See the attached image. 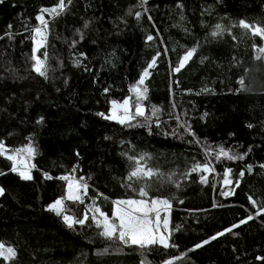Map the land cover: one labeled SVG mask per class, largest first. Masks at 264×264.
<instances>
[{
  "label": "trees",
  "instance_id": "16d2710c",
  "mask_svg": "<svg viewBox=\"0 0 264 264\" xmlns=\"http://www.w3.org/2000/svg\"><path fill=\"white\" fill-rule=\"evenodd\" d=\"M56 2L0 3V139L14 148L30 137L37 148L31 181L20 180L10 171V161L0 157V172L5 173L0 175V187L5 189L0 196V241L17 248L14 264H141L136 252L140 249L133 247L121 254L97 255L96 250L113 243L100 237L90 220L73 231L46 210L63 194L64 182L56 177L71 173L73 166H78L74 174L89 184L88 195L108 215L112 200L138 198L121 186L127 183L131 166L122 155L125 152L151 155L148 163L164 174L163 183L156 181L151 194L170 199L171 227L180 226L172 234L178 250H143L151 262L160 264L186 252L193 264H264L256 259L264 257L262 217L187 251L249 212L254 214L249 195L264 203V169L259 167L264 164V55L256 58L252 48L253 43L259 47L264 42L238 27L240 19L264 25V0H147L146 12L140 0H72L67 12L51 22L47 52L55 71L45 81L30 71L28 37L39 9ZM129 10L140 11L141 19L128 15ZM85 20L90 25L80 40L76 29ZM217 23L229 28L236 39L228 32L211 37ZM147 34L154 41L145 43ZM192 47H197L193 58L179 73L173 72L179 56ZM157 52L161 53L157 65L145 81L149 91L144 106L148 116L152 105L162 109L160 127L154 122L150 128L144 126L140 117L130 127L96 115H107L111 100L130 96V85ZM76 59L81 66L74 65ZM241 78L243 85L238 83ZM205 88L208 91H201ZM204 113L207 116L201 119ZM41 116L44 120L37 124ZM176 116L181 124L191 125L200 144L190 142L192 137L177 127ZM205 144L247 155L243 160L216 161L214 152L205 155ZM194 161H211L215 171L204 174L206 183L200 182L201 173L184 177ZM247 165H252L251 173ZM226 167L233 170L234 183L229 186L223 184ZM44 172L53 179L46 180ZM169 173H175V183L167 182ZM177 183L178 188L173 185ZM229 189H234L232 195H221Z\"/></svg>",
  "mask_w": 264,
  "mask_h": 264
},
{
  "label": "snow or ice",
  "instance_id": "6c2138e0",
  "mask_svg": "<svg viewBox=\"0 0 264 264\" xmlns=\"http://www.w3.org/2000/svg\"><path fill=\"white\" fill-rule=\"evenodd\" d=\"M3 0H0L2 3ZM72 0H57V2L51 7H41L39 13L36 15V25L31 27L30 36L32 48L30 56V71L35 73L40 78L47 81L49 79V72L55 71L50 65V57L47 52L49 35L51 31V22L65 14L71 5ZM147 0H140V7L144 8L146 12L147 9L144 7ZM176 7L178 9H183V5L177 3ZM128 15H134L137 21L141 19L142 13L140 11H135L134 13L129 10ZM148 20L151 22L152 17L148 16ZM90 25L89 20H85L82 28L76 29V34L79 36L80 40L84 39V30L88 29ZM236 25H233L235 27ZM155 27V24H153ZM238 27L245 30L246 33H250L251 37L259 38L260 41L264 42V25L258 22H249L244 19H240L238 22ZM11 28V25H9ZM27 30V29H26ZM225 32L233 36L235 40L236 37L232 34L229 28L224 25L217 23L214 29L211 31L210 35L213 38L221 37ZM9 39L12 38L11 33H6ZM159 36V32L156 33ZM155 37L152 34H147L145 37V43L154 41ZM77 40L73 39L71 46L75 47ZM252 48L258 53L256 58H260V55H264V46H257L253 43ZM197 51V47H192L184 51L182 55L179 56L178 62L175 67L172 68L173 72L179 73L193 58ZM39 53V54H38ZM166 54V53H165ZM161 55L157 52L151 60L147 63V66L143 68L139 75L138 80L134 84L130 85L128 91L131 94L122 99V101L111 100V108L109 114L104 112H98L96 115L102 117L105 120H112L121 125L135 126L131 122L137 117L143 118L146 122L144 126L150 128V124L154 122L156 127H160V121L158 113L162 111L161 108L156 105L151 106V116L146 115L144 101L148 99V87L145 81L151 76V69H154L157 65V58ZM80 57L87 58L83 52L79 53ZM59 63V62H58ZM75 66H81V60H74ZM85 70H88L85 66ZM67 84V80L64 81ZM240 85L244 84L243 78L238 80ZM59 91V89H57ZM105 93L108 89H104ZM191 91V90H188ZM201 91H208V89H202ZM134 97V99H133ZM135 109L133 112L132 109ZM175 107V105H173ZM207 116V113L201 117ZM155 118V120H153ZM177 121V127H182L184 133L192 137V141L196 144H200L199 138L196 136L195 132L192 131L191 125L185 121L183 124L180 123L179 116L175 117ZM44 117L41 116L37 119L36 123L41 124ZM247 127L251 128L252 125L248 124ZM168 133H165L167 135ZM173 135L176 134L175 129L173 130ZM229 135H234L229 133ZM108 139V137H105ZM27 143L19 147L9 148L6 146L5 141L0 139V157L10 161L11 167L10 171L18 175L22 181H31L33 179L32 169L35 168V164L32 163L33 159L37 154V148L34 141L30 138H26ZM123 143V141L121 142ZM249 151L251 149L249 148ZM204 152L206 156H211L213 152L215 153V160L220 161L226 159L228 161L243 160L247 153H235L231 149H225L223 145H218L216 148L205 144ZM79 157L80 153L75 154ZM126 156L127 160L130 162V169L125 177L127 183H122V187H126L136 193L138 198H124L112 200V210L111 215H108L102 211L101 207L93 199L91 204L85 203V198L89 189V184L86 182L83 176L77 177L74 173L78 166H73L72 172L67 175H61L56 177L60 181L64 182L63 194L56 198L53 202L49 203L46 210L55 214L62 220V223L69 230H76V226L83 228L87 221H91L99 231L98 235L108 241L116 243L118 246L122 245L125 247H133L140 250L148 251H168L170 249H177L179 246L172 240V234L174 231H179L180 226L177 225L175 228L170 227V211L172 208V203L169 198L162 197L159 195H152L151 190L153 184L156 181L163 183V173L159 168L151 166L148 161L152 159L151 155L148 153H136L129 154L128 152L122 153ZM247 171L252 172V165H247ZM260 168L264 169V164L259 165ZM215 169L212 167L211 161L206 162H193L190 169L184 173V177L187 178L192 173H201L200 182L206 183L207 173L214 172ZM233 170L230 167H226L223 171V184L225 186L232 185L234 183L232 177ZM4 172H0V175H4ZM175 173H169L167 176V182L175 183L173 180ZM245 172L240 171L239 176L243 177ZM46 180L53 179L47 172L43 173ZM155 178V180H154ZM90 179V177H89ZM240 180L236 179L235 184L239 186ZM139 185V187H137ZM177 188L179 184L175 185ZM158 190V189H157ZM234 189H229L227 191H222L221 195L228 197L233 194ZM5 195V189L0 187V196ZM101 193H97V196H101ZM105 200L108 197H104ZM248 203L255 209V213L249 212V214L240 219L237 223H233L230 227L225 228L223 231H218L214 235L202 240L201 242L195 243L193 248H189L187 251L191 252L195 249H200L203 246L209 244L211 241L216 240L218 237L223 236L225 233H231L233 229L239 228L243 224H247L249 221L254 220L256 217L264 218V203H258L251 195L248 196ZM70 205H83V213L77 216L71 212ZM216 203H213V207H216ZM89 213L91 215L89 216ZM108 249L105 248L98 252L97 255H103L107 253ZM19 253L16 247L11 245H6L4 242L0 241V260L4 264H14L18 259ZM187 253L180 252L179 255H172L170 258L162 259L160 264H179V262L186 259ZM258 260H264V257H256ZM141 264H145V261H141Z\"/></svg>",
  "mask_w": 264,
  "mask_h": 264
},
{
  "label": "rangeland",
  "instance_id": "374dc122",
  "mask_svg": "<svg viewBox=\"0 0 264 264\" xmlns=\"http://www.w3.org/2000/svg\"><path fill=\"white\" fill-rule=\"evenodd\" d=\"M39 54V53H38ZM134 84V83H133ZM132 85V84H131ZM131 95V94H130ZM134 99V97H133ZM111 108V105L108 109V114H109V110ZM132 111L134 112L135 109L133 107ZM175 186V184H173ZM154 195V194H153ZM86 200H89L90 201V204L92 203V196H89L88 193H87V196L85 198V201ZM87 204V203H86ZM82 205H70V208H71V212L77 216H80L82 215L83 213V208L81 207ZM89 215H91V213H89ZM170 227H171V223H170ZM113 244L110 245V246H106L100 250H96L95 253H98L100 251H102L103 249L107 248L108 249V252L107 253H104V254H108V253H111V254H121V253H125L127 252L126 250H129L128 248L130 247H125V246H122V245H117L116 243L112 242ZM136 252H138V254L140 255V258H141V261H145V264H159V263H153L149 260V258L147 257L146 255V252L142 251V250H136ZM179 264H193L189 259H185L184 261H181L179 262Z\"/></svg>",
  "mask_w": 264,
  "mask_h": 264
}]
</instances>
